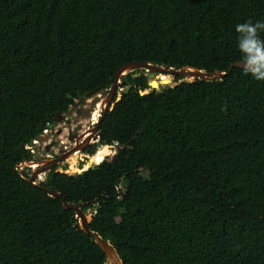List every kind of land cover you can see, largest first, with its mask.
Here are the masks:
<instances>
[{
	"label": "trees",
	"instance_id": "1",
	"mask_svg": "<svg viewBox=\"0 0 264 264\" xmlns=\"http://www.w3.org/2000/svg\"><path fill=\"white\" fill-rule=\"evenodd\" d=\"M249 20L264 22V0H0V264H108L29 183L26 147L131 62L228 74ZM133 76L90 151L117 144L114 159L101 148L97 165L47 182L93 212L124 264H264V81L235 68L143 95L147 76Z\"/></svg>",
	"mask_w": 264,
	"mask_h": 264
},
{
	"label": "water",
	"instance_id": "2",
	"mask_svg": "<svg viewBox=\"0 0 264 264\" xmlns=\"http://www.w3.org/2000/svg\"><path fill=\"white\" fill-rule=\"evenodd\" d=\"M235 68L243 69L241 62H236V63L232 64L230 67L229 73H231ZM143 71L148 73L147 78H148L149 85H150L151 89L155 90L156 92L162 93V94L165 92L166 89L170 88V86L164 87L162 84H159L157 81H154V78L161 76L162 74L170 75V76H173L174 78L182 77L185 81H189V82H194L196 80L213 82V81L221 80L229 74V73L227 74L226 72H221V71L205 72L203 70H198V69L192 68V67H185V68L174 67V68H171L169 66L153 65L151 63L131 62V63L123 66L121 69H119L116 72L113 84L111 85V88H110V96L108 98V100H110L109 104H106L107 100H104L103 103L101 104V115H102V117L98 121V124L95 128V134L96 135L93 137H90V141L91 140H97V139L101 138L100 128H101V125H102L104 119L106 118L109 111H112L114 109L116 103L122 99L123 93L118 95V99L116 101L113 100L115 97V94L117 92V89L120 87L122 88L126 84V83H122V85H121V83H120L124 74L125 73H135L136 74L135 78H136V77L141 76ZM155 83H157L158 86H155ZM133 86H134V84H133ZM99 91H100L99 89H96L94 91L86 93L84 96L89 98V97H92L95 94H97ZM142 94L144 95L147 93H142ZM78 95L81 96L82 92H79ZM69 98L73 99L72 96H69ZM62 110H65V108H63ZM59 114H60V112H57L55 114V116H54L55 121L59 118ZM112 145H113L112 143H109V144H106L104 146H108V147L110 146L111 147ZM21 148L25 149V146L22 145ZM47 150H49V147H47ZM117 152H118V150L116 148L114 151V154L112 156H110L111 160L114 159ZM73 154H75V151L71 152V153H67L64 156H61V158H59V159L49 161V162H45V164H51V165L44 168L41 171L49 172V171L53 170L57 165L64 164L66 161H68V159H70V157L72 158ZM25 164L29 165L30 163H28L26 161V162L20 164L19 166L24 167ZM95 165H97V163ZM80 173H82V172H77L75 174H70V175H77ZM38 174H39V171L33 172L32 175L28 179L29 183H31L36 188L46 192L52 198L61 200L65 210L74 212L75 217L78 220L80 229H82L85 233L89 234L93 238V240L96 242V244L103 250V252L106 254V259H107L108 264H124L119 253H118V251H117V249L113 245V243L110 240H107L105 237H103L102 235L98 234L97 232L93 231L90 228L89 225H90L93 217L91 218V220H88L87 215L82 210L81 206L70 204L65 199V197L59 191H57V189L53 183H48L47 181L39 182L36 178L38 176Z\"/></svg>",
	"mask_w": 264,
	"mask_h": 264
},
{
	"label": "flooded vegetation",
	"instance_id": "3",
	"mask_svg": "<svg viewBox=\"0 0 264 264\" xmlns=\"http://www.w3.org/2000/svg\"><path fill=\"white\" fill-rule=\"evenodd\" d=\"M128 85L125 84L124 87ZM111 88V87H110ZM110 88L100 90V92H104L107 94L105 98H103L102 103L104 100L106 104H109L108 98L110 96ZM123 88V87H122ZM122 88H118L117 92L114 97V101L118 99V95L121 94ZM85 97L81 95L77 98L73 99V103L65 108V110H60L59 118L55 121L53 117L52 123H49L42 131L41 135L38 137L41 142L43 137H47L45 149L42 150V147H37L36 145L34 148L36 149V154L32 155V160L27 161L28 163H35L33 166L26 165L23 167L24 172L29 173L31 176L33 172L39 171L38 176L36 177L39 182L42 181L41 176L45 175L46 181L47 177L56 169L61 166L68 165L70 160L66 161L64 164L57 165L53 170L49 172L41 171L44 168L50 166L51 164H40L42 162H49L56 159L61 158L67 153H71L75 151V157L71 158L73 161L72 164L79 163L82 164L83 162L88 161L89 157L92 155L90 151L93 147H97L100 139L91 140L90 137L95 136V128L98 124V121L102 117L101 115V106L99 110L95 109V106L90 105L89 98L86 97V100H82ZM101 103V104H102ZM97 112V114H96ZM97 120V121H96ZM37 137V138H38ZM49 147V150H47ZM39 148V149H38ZM110 149V146H109ZM108 149V150H109ZM116 149V147H115ZM71 161V162H72ZM26 162V161H25ZM36 163H38L36 165ZM25 168V169H24Z\"/></svg>",
	"mask_w": 264,
	"mask_h": 264
},
{
	"label": "clouds",
	"instance_id": "4",
	"mask_svg": "<svg viewBox=\"0 0 264 264\" xmlns=\"http://www.w3.org/2000/svg\"><path fill=\"white\" fill-rule=\"evenodd\" d=\"M236 32L239 34L237 47L242 54L241 64L245 74H250L258 81H264V39L260 38V33L264 32V22L256 21L253 23L249 20L246 23L237 24ZM143 72L146 73L145 71ZM132 74H134L133 78H135L136 74ZM145 75L147 76L148 74ZM116 146L117 144L112 145V147Z\"/></svg>",
	"mask_w": 264,
	"mask_h": 264
},
{
	"label": "rangeland",
	"instance_id": "5",
	"mask_svg": "<svg viewBox=\"0 0 264 264\" xmlns=\"http://www.w3.org/2000/svg\"><path fill=\"white\" fill-rule=\"evenodd\" d=\"M145 74H148L147 72L145 73ZM163 77L165 78V77H169V79H167V80H171V82L170 83H168V84H165V85H163L164 87H166V86H170V87H174L175 85H177V84H179V83H181V82H183L184 81V79H181V80H177L176 78H174L173 76H170V75H161V78H160V80L161 81H165L166 79H163ZM166 80V81H167ZM122 81L124 82V80L122 79ZM129 87H130V85H128L127 87H124L123 86V88H122V90L120 91L121 93H124V92H126L128 89H129ZM151 90L152 89H148V90H146L145 91V93H149V92H151ZM107 96V94L106 93H104V92H100V93H97V94H95L94 96H92L90 99H89V102H90V105H96L95 106V109H97V110H99V108H100V106H101V103H102V100H103V98H105ZM82 100H86V97H83L82 98ZM96 114H97V112H96ZM42 139L44 140V142H46L45 140L47 139V137H42ZM103 146H101V148H102ZM100 148V149H101ZM99 149V150H100ZM109 149V148H108ZM114 151H115V147H110V149H109V154L107 155V159L106 160H109V161H111V157L110 156H112L113 154H114ZM97 153V152H96ZM95 153V154H96ZM94 154V155H95ZM94 155H92L91 157H89V159H88V161H86V162H83L82 164H79V163H76L74 166H73V161L72 160H70L71 159V157H70V159H68V160H70V162H69V164L68 165H64V166H61V167H59L58 169H56L55 170V172H62V173H65V174H75V173H77V172H83V171H86L87 169H89L90 167H93V166H95V164H96V162H93V161H91V158L94 156ZM109 156V157H108ZM74 160H75V158H74ZM72 161V162H71ZM105 161V160H104ZM75 162H76V160H75ZM32 164H35V163H32ZM31 164V166H33ZM38 163H36V165H37ZM40 164H45V162H42V163H40ZM20 169H22L23 170V167H21L20 166ZM25 169V168H24ZM24 172V171H23ZM141 175H147V173L146 172H137L134 176H133V178L134 179H138ZM41 179H42V181H46V177H45V175H42L41 176ZM86 215H87V218H88V220H91V218L93 217V212L92 211H88L87 213H86Z\"/></svg>",
	"mask_w": 264,
	"mask_h": 264
},
{
	"label": "built area",
	"instance_id": "6",
	"mask_svg": "<svg viewBox=\"0 0 264 264\" xmlns=\"http://www.w3.org/2000/svg\"><path fill=\"white\" fill-rule=\"evenodd\" d=\"M39 139H40L39 137L36 138V139H34L33 142H32V144H30V145H28L26 147V149L29 151L30 154H36L37 153L36 149L34 148L35 145L37 147H42V150L45 149V146H46L47 143L46 142H41Z\"/></svg>",
	"mask_w": 264,
	"mask_h": 264
},
{
	"label": "bare ground",
	"instance_id": "7",
	"mask_svg": "<svg viewBox=\"0 0 264 264\" xmlns=\"http://www.w3.org/2000/svg\"><path fill=\"white\" fill-rule=\"evenodd\" d=\"M130 73H125L124 74V76L122 77V79L124 78V77H126V76H128ZM162 75H165V74H162ZM160 78H161V76H158V77H156V78H154V81H157L159 84H162V85H165V84H168V83H170L171 82V80L169 81V80H167V79H169V77H163V79H166L165 81H161L160 80ZM120 83H121V85H122V83H125V82H123L122 80L120 81ZM155 86H158V84L157 83H155ZM97 121V120H96ZM105 148H109L108 146H104ZM104 147H102V148H104ZM73 155H75V154H73ZM72 155V157H74ZM106 159V158H105ZM71 160V159H70ZM29 165H31V163L29 164ZM34 165V164H33Z\"/></svg>",
	"mask_w": 264,
	"mask_h": 264
}]
</instances>
